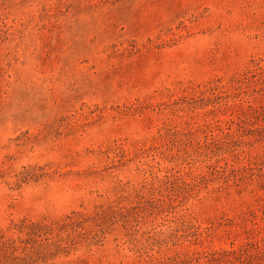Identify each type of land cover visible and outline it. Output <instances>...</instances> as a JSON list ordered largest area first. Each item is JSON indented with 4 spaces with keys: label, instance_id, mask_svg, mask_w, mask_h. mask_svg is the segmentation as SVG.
I'll use <instances>...</instances> for the list:
<instances>
[{
    "label": "rangeland",
    "instance_id": "obj_1",
    "mask_svg": "<svg viewBox=\"0 0 264 264\" xmlns=\"http://www.w3.org/2000/svg\"><path fill=\"white\" fill-rule=\"evenodd\" d=\"M0 264H264V0H0Z\"/></svg>",
    "mask_w": 264,
    "mask_h": 264
}]
</instances>
